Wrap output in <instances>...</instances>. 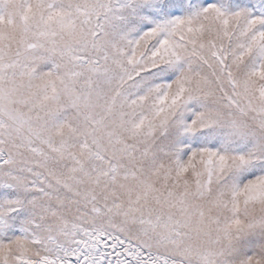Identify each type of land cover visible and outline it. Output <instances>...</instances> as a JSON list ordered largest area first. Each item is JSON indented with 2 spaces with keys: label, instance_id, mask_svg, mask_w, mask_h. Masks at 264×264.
I'll return each mask as SVG.
<instances>
[{
  "label": "snow or ice",
  "instance_id": "snow-or-ice-1",
  "mask_svg": "<svg viewBox=\"0 0 264 264\" xmlns=\"http://www.w3.org/2000/svg\"><path fill=\"white\" fill-rule=\"evenodd\" d=\"M0 264H264V0H0Z\"/></svg>",
  "mask_w": 264,
  "mask_h": 264
}]
</instances>
